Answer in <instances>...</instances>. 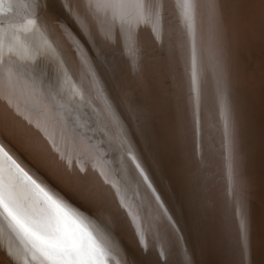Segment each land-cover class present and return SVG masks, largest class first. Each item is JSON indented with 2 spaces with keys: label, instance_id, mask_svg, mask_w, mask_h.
I'll return each mask as SVG.
<instances>
[{
  "label": "bare ground",
  "instance_id": "obj_1",
  "mask_svg": "<svg viewBox=\"0 0 264 264\" xmlns=\"http://www.w3.org/2000/svg\"><path fill=\"white\" fill-rule=\"evenodd\" d=\"M23 1L40 11L35 0ZM60 1L104 72L77 65L105 107L96 101L115 114L102 83L111 78L121 109L144 127V161L190 233L181 246L185 264H264V200L256 196H264V50L252 40L264 42V0L228 4L232 17L219 30L204 0ZM88 10L100 20L99 37L120 41L115 61L100 49ZM6 18L0 264H179L160 216L155 226L145 209L123 206L122 189L139 207L155 209L142 190L135 195L130 173L120 168L109 179L98 171L114 157L95 155L96 132L83 112L90 108L71 75L38 34ZM63 83L78 90L77 101Z\"/></svg>",
  "mask_w": 264,
  "mask_h": 264
},
{
  "label": "water",
  "instance_id": "obj_2",
  "mask_svg": "<svg viewBox=\"0 0 264 264\" xmlns=\"http://www.w3.org/2000/svg\"><path fill=\"white\" fill-rule=\"evenodd\" d=\"M16 1L20 3L18 7H14L13 4L10 5L12 0L1 1L0 9L2 10L3 15L0 14V18H2V16L8 17L6 20L11 26L16 23L19 27H26L29 31L38 34L39 39L49 46V48L51 47V50L58 58L61 65L64 66L66 71L71 75L69 76L71 80H73L72 82L75 83L81 95L80 99L89 105L90 109L83 110L89 118L85 119L87 124L91 129L97 131V138L105 147H107L114 159L118 161L117 163L122 170L130 173L136 186L140 188L138 189L142 190L149 203H152L162 220L165 231H167L166 233L170 240V244L174 245L177 249L176 253L179 259V264H185L184 256L181 253V246L186 238V234L190 233L188 229L186 231V226L182 220L179 219L178 213L176 215L173 209H171L172 207L167 203V200L165 199L166 197L164 196L166 195L165 192H167L166 189L163 188L160 180L158 181L155 178L154 174L144 161L143 156L148 149L146 148L147 142L141 138V135L144 134V127L141 124V121H139L133 113L129 112L128 109H121L123 106L118 99L117 92L114 91L116 88L109 82V80L112 81L111 78L109 80L103 78L102 83L105 87L106 94L108 92L113 97L115 114L113 115L110 113L109 109L101 108L99 103H102L104 105L103 107H105V103L90 86L86 78L82 76L77 65L82 66V64H87V66L92 68L91 70H93V72L95 71L97 74H102L104 72L100 66H97L98 60H95L92 52L90 53V49L75 28L74 22L66 13L60 0H35V3H38L40 6V11L37 12L34 5L30 7L27 3H24L23 0H20L21 2L19 0ZM111 11H113V8L109 9V12ZM87 18L90 27L92 28V33L97 36L100 49L103 50L105 54H108L107 56L110 60L112 59L115 61L116 57L119 55L117 53L120 52V48L122 47L120 46V41L115 35L113 36L115 40H109L103 36L99 37L100 27H98V25L100 26V20L98 19V16L96 15L94 17L93 15H90V11L88 10ZM44 20L45 22H43ZM33 32L31 33L32 36L29 37L35 39L36 36ZM117 36L120 38L118 34ZM122 42L124 45L126 44L124 40ZM117 46H119V48ZM54 65L60 66L58 63H54ZM61 82L62 80L58 83L63 88ZM64 86L65 92L69 95L70 100H76L75 96H77L78 90L72 93L69 84H64ZM113 87L115 88L114 90L112 89ZM94 95L99 97V103L96 101ZM139 111L137 110V114H140L144 118V113ZM79 112L81 113V111ZM90 117H93V119ZM251 124L253 125V123ZM129 137L131 140L128 139ZM0 150L1 152H4L1 148ZM69 202V206H74V208L80 211V213H82L81 215L86 216L87 219L90 218V220H93V217H95L93 214L86 212V210L76 205L75 202H72L71 200ZM65 213L67 214L69 221L73 220L67 211H65ZM90 233L92 234L91 231ZM90 233H88V236ZM99 257L102 260L103 257ZM104 260H106V258H104ZM103 263L105 264V261Z\"/></svg>",
  "mask_w": 264,
  "mask_h": 264
},
{
  "label": "rangeland",
  "instance_id": "obj_3",
  "mask_svg": "<svg viewBox=\"0 0 264 264\" xmlns=\"http://www.w3.org/2000/svg\"><path fill=\"white\" fill-rule=\"evenodd\" d=\"M204 2H205L206 6L208 5L207 7L209 9L214 10L217 13V14L213 13L214 15L212 16V20L214 21V23H213V29L214 30H216V29L219 30L221 27H224L226 25V18H231L232 17V15L228 16L226 14V12H225L226 6L228 4L236 3L237 6L239 8H241L238 0H228V1H225V2H224V0H204ZM249 25H250L251 32L254 33L252 31L253 23L251 21V18L249 19ZM252 40H253V48H254V50H259V51L264 50V42L262 40L258 41L256 39V37H253ZM251 59H252L253 62L256 60L254 58H251ZM257 68H259L258 69L259 71L263 69V67L261 68V67H259V65L257 66ZM95 132H97V131L95 130L94 133ZM96 135H98V134L95 133V135L93 136V139L98 145V150H96L93 147L92 144H87L89 146L88 148L89 149L90 148H94L96 150V153H95L96 156H103V155L110 156L111 153L109 154V150L107 149V147L104 146V144L97 138ZM77 151H78V149H77ZM103 151L106 154H104ZM108 163H110V164H107L105 168L97 167L98 171L101 174L107 176L109 179H112V178L115 179L116 173L120 170L121 167L117 166L118 163H117V161L115 159L110 160V162H108ZM128 179L131 181L130 177H128ZM135 188H137V193H135V195H140V190L138 189V186H136V184H135ZM122 190H123V193H124V196L122 197L123 198V206L124 207H128V208L129 207L139 208L141 210V212L145 209L147 211V213L151 215V218L153 219L154 225L156 226V222L158 221V220L155 221L156 216H157V214H156L157 211L155 209L152 210V208H147L145 206V204H142V202H140L141 204H140V207H139L138 204L137 205L135 204L133 199H129L128 192L127 191L125 192L124 189H122ZM256 196L258 198L264 200V196L263 195H259V194L256 193ZM192 255H193V253H192Z\"/></svg>",
  "mask_w": 264,
  "mask_h": 264
}]
</instances>
